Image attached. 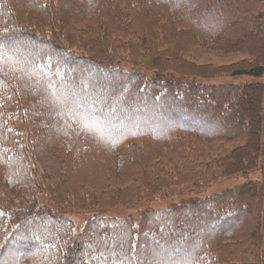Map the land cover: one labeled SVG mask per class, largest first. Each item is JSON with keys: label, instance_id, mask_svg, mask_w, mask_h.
Wrapping results in <instances>:
<instances>
[{"label": "trees", "instance_id": "trees-1", "mask_svg": "<svg viewBox=\"0 0 264 264\" xmlns=\"http://www.w3.org/2000/svg\"><path fill=\"white\" fill-rule=\"evenodd\" d=\"M198 47L246 55L228 72L254 82H186L179 76L194 72L182 57ZM262 77L264 0H0V208L9 211L0 209V264H167L182 247L194 250L190 258L172 252L170 264H264ZM191 135L244 143L200 161L179 138ZM141 140L154 143L134 144ZM164 164L188 175L171 177ZM257 172L189 204L144 211L139 223L127 204L185 181L201 187ZM125 178L130 186L110 188ZM137 190L148 192L132 201ZM40 199L60 215L42 212ZM106 200L114 214L81 232L63 211L105 213ZM206 227L199 243L195 232ZM220 247L231 248L228 259Z\"/></svg>", "mask_w": 264, "mask_h": 264}, {"label": "rangeland", "instance_id": "rangeland-1", "mask_svg": "<svg viewBox=\"0 0 264 264\" xmlns=\"http://www.w3.org/2000/svg\"><path fill=\"white\" fill-rule=\"evenodd\" d=\"M159 48L161 51L164 52L166 46H164L162 43H160ZM124 56L126 57V55H124ZM182 58L188 64H190L188 66V68L193 70L194 73H192V74L187 73L185 78L182 75H180V76L176 75V74L175 75L181 77L186 82H204V83H207L210 85H217V86H221V85H242L243 86V85H247V84H252L254 82L253 79L246 77V76L232 77L231 74L228 72V71L235 70L237 67L241 66L242 62L247 63L249 61L248 60L249 58L244 54L225 55V54L217 53L209 47H198V48H194L191 51H189L188 55L183 56ZM141 62H142V60H141ZM120 65L131 69V67L127 63H121ZM230 67H233V68L231 69ZM139 71L146 74L147 76H149V78L156 77V74L153 72H145L142 70H139ZM94 72L96 73L95 70H94ZM166 72H168V71H166ZM96 74H98V72ZM197 74H200L201 76H199ZM98 75L100 76L101 73L99 72ZM169 75H171V74L166 73V77H169ZM201 77L209 78L210 80H207V81L198 80ZM259 81L264 83V77H262ZM19 99H20L19 104L23 108V110L28 109V107L31 104V100L28 99L24 95L22 97H20ZM137 106H138V108L135 110L134 114H136L139 111H143L142 108H140V105H137ZM148 107H150V105ZM155 108H158V107H155ZM161 118L162 117L158 118V120L160 122L162 121ZM202 121H205V120H202ZM179 138H182V140L185 142L187 147H189V146L191 147V149L193 150L192 156L196 157V160H197V158H199L200 161H209L212 159H216V158H220V157H223L225 155H228L234 148H236V147H238L244 143L243 140H226V139H218V138L217 139H215V138H204L200 135L180 136ZM146 142L147 143H154V142H151L149 140H141V141L134 142V144L140 145L141 143H146ZM197 152H199V153H197ZM172 157L176 158V155L175 156L172 155ZM172 162L175 163L174 161H172ZM164 167L166 169L170 170V176L171 177L177 176L178 174H185V176L188 175L187 172L185 173L181 169H178L176 172V167L173 164H168V165L164 164ZM173 168H174V170H173ZM90 171L91 170H87L88 173H90ZM80 172H82V171H80ZM259 177H260L259 172H257L254 175H250V177H248V178H245L244 176L237 174V175H232V176L225 177V178H218L214 182L208 183L205 186H201V187L200 186H193L189 182L185 181V183L180 184L181 186L174 188L170 193H168L164 196H155V197L144 199V201H146V202L142 201L143 203H141V204L140 203L136 204L133 202L127 203V204L136 205V207H134L132 210L136 211L138 215H135L132 212V210L130 211V214L131 215L134 214L133 219L135 220V223H139L140 222V215L144 211H147V210H150V211L165 210V209H168L170 207L175 208L179 205L189 204L190 202H192L198 198H202V197H205L207 195L214 193V191H216V190H220V189H223L225 187H232V186H235V185L242 183L243 181L251 180V179H255V178H259ZM130 183L131 182L129 181V179L125 178V179H123V180H121L115 184L113 182H110L109 184H110V188L119 187V188L125 189L131 185ZM1 189H4V192H7L9 195H11V193L5 187H2ZM147 192L146 191L141 192L140 190H137L134 192L131 191L129 194V197L133 201L134 196H136L140 193H147ZM102 198L105 200V197H102ZM118 198H119V201L122 202V200H124L125 196L122 195ZM0 203H2V202L0 201ZM111 204H113V202L107 201V202L103 203V206L106 208L105 211H107L105 213H97L98 210L96 207H93L90 210H88V209L78 210V209L70 208L68 210H63V211L67 214V217L74 224V227L77 230V232H81L82 229L84 228V226L88 225L94 216L109 215V214L113 215L114 214L113 212L115 210H113V208H110ZM127 204L125 203V205H127ZM36 205L40 206V210H43L42 212H48V213H51L54 215L55 214L60 215L59 212L57 211L58 205L53 203V202H49V201H45L43 199H40L37 201ZM5 207H7L10 211L13 210L11 206L5 205ZM35 208L38 210V208L36 206H35ZM86 208H87V206H86ZM0 209L4 210V212H3L4 214H6L8 211L2 207ZM116 212H117V214H120L123 211L119 210ZM210 227L203 228L204 229L203 231L199 230V231L195 232L194 237H196V239L198 240L199 243L201 241H204V240L206 241L210 237V234H211V231H209ZM188 228L182 234L184 239H188L190 237V235H192V233L190 231L191 229H188ZM175 232H177V231L176 230L171 231L172 234ZM145 235H146V233H145ZM33 241H35V238L31 239V241H29L28 245L26 244L27 248L33 243ZM263 245H264V240H263ZM217 247L218 246H214V245L212 246L211 245V247H209L206 250L207 257L210 255H213L214 249ZM229 249H231V248H224V247L219 248V251L221 252L224 259H228L229 256H231V255H229ZM167 250H165L164 252H166ZM193 251L194 250H189L188 252H184L183 247L178 249L176 252L170 251L167 253L168 257H167V259H164V262L167 264H170L169 257H171L172 256L171 254H173V253H174V255H177V256H174V258L182 256V258L187 257V259H189ZM150 252H151V250H148L147 254ZM228 262H232L231 259H229Z\"/></svg>", "mask_w": 264, "mask_h": 264}]
</instances>
